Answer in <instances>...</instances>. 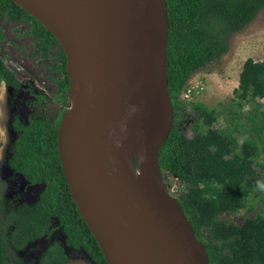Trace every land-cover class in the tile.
Here are the masks:
<instances>
[{
    "label": "water",
    "instance_id": "water-1",
    "mask_svg": "<svg viewBox=\"0 0 264 264\" xmlns=\"http://www.w3.org/2000/svg\"><path fill=\"white\" fill-rule=\"evenodd\" d=\"M13 1L66 54L72 106L61 119L59 152L108 264H210L159 164L175 124L167 1Z\"/></svg>",
    "mask_w": 264,
    "mask_h": 264
},
{
    "label": "trees",
    "instance_id": "trees-1",
    "mask_svg": "<svg viewBox=\"0 0 264 264\" xmlns=\"http://www.w3.org/2000/svg\"><path fill=\"white\" fill-rule=\"evenodd\" d=\"M166 1L168 82L175 124L161 149L162 174L164 178L177 176L186 185L177 198L196 238L206 245L210 264H264V215L247 218L240 226L220 219L226 212L243 209L250 195L263 185L256 168L260 155L256 140L239 145L232 135L213 127L217 112L202 104L193 107L196 121L194 135L189 137L183 131L186 106L180 100L191 75L229 52L230 37L258 16L264 0ZM4 16L31 21V34L44 40V51L51 46L60 48L63 65L59 69L65 76L61 85L69 90L66 54L54 35L13 0H0V18ZM3 84L11 96L21 91L37 96L32 107L40 108L46 101L32 85L19 81L0 58V86ZM233 96L239 105L252 104L258 116V100H264V61L246 60ZM60 119L52 122L40 112L26 121L15 115L8 125V166L28 184L43 185V189L33 204L19 203L20 194L6 199L0 196V264H65V247L50 242L54 221L65 235L66 246L84 248L95 264H108L66 179L59 152ZM253 125L255 131L254 121ZM2 146L0 134V149Z\"/></svg>",
    "mask_w": 264,
    "mask_h": 264
},
{
    "label": "rangeland",
    "instance_id": "rangeland-1",
    "mask_svg": "<svg viewBox=\"0 0 264 264\" xmlns=\"http://www.w3.org/2000/svg\"><path fill=\"white\" fill-rule=\"evenodd\" d=\"M34 24L26 20H12L9 16L0 18V58L13 72L19 81L32 85L36 94L46 96L44 104L32 107L37 102L27 92L21 91L10 95L6 86H0V134L3 146L0 149V196L4 199L20 194L19 203L33 204L43 185H30L18 173H15L7 164L8 125L15 115L26 121L30 115L36 116L43 112L52 122H59L63 114L72 106L69 90L61 83L65 76L59 69L63 65L60 57V48L51 46L44 51L46 43L41 38L36 39L32 34ZM264 61V9L249 23L245 29L230 37V50L220 60L212 62L207 67L195 71L189 80L195 82L203 79L204 91L196 96L192 102H184L186 111L183 113V131L189 136L194 135L195 113L193 107L202 104L217 112L214 128L232 135L239 145L256 140L259 148V157L256 168L263 178V185L250 195L246 206L237 212H226L220 219L226 223L242 225L247 218H254L258 214L264 215V100L257 117L252 104L239 105L234 99L233 91L239 86V77L247 59ZM60 119V121H61ZM253 121L257 127L253 130ZM204 130L206 127L204 126ZM174 175L167 174L164 178L169 192L174 197L182 196L186 185ZM172 178V179H171ZM174 189V193L172 190ZM178 199V198H177ZM207 238L210 235L206 231ZM50 242H59L65 247L68 259L65 264H95L89 253L84 249H74L65 245V235L56 221L53 222V232Z\"/></svg>",
    "mask_w": 264,
    "mask_h": 264
},
{
    "label": "built area",
    "instance_id": "built-area-1",
    "mask_svg": "<svg viewBox=\"0 0 264 264\" xmlns=\"http://www.w3.org/2000/svg\"><path fill=\"white\" fill-rule=\"evenodd\" d=\"M204 89H205V86L203 84V79H199L195 82L188 80L185 88L182 91L181 97L183 98L184 102H192L196 96L200 95L204 91ZM172 178H175V180H179V178L177 176L172 177ZM167 187H168V185H167ZM168 191H169V189H168ZM172 193L175 194L174 189L172 190Z\"/></svg>",
    "mask_w": 264,
    "mask_h": 264
},
{
    "label": "bare ground",
    "instance_id": "bare-ground-1",
    "mask_svg": "<svg viewBox=\"0 0 264 264\" xmlns=\"http://www.w3.org/2000/svg\"><path fill=\"white\" fill-rule=\"evenodd\" d=\"M129 136H130V131H127L122 142H121V147H126L127 146V143H128V140H129Z\"/></svg>",
    "mask_w": 264,
    "mask_h": 264
}]
</instances>
